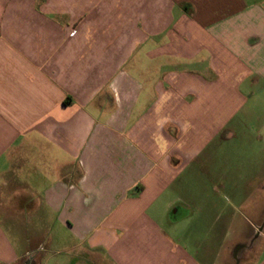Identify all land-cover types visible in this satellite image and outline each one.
<instances>
[{"label": "crops", "instance_id": "1", "mask_svg": "<svg viewBox=\"0 0 264 264\" xmlns=\"http://www.w3.org/2000/svg\"><path fill=\"white\" fill-rule=\"evenodd\" d=\"M261 91L264 0H0V264H264L262 137L235 206L166 198Z\"/></svg>", "mask_w": 264, "mask_h": 264}, {"label": "rangeland", "instance_id": "2", "mask_svg": "<svg viewBox=\"0 0 264 264\" xmlns=\"http://www.w3.org/2000/svg\"><path fill=\"white\" fill-rule=\"evenodd\" d=\"M136 53L137 55H139V51H137ZM133 64V60H130L125 64V67H127V69L134 74ZM141 78L145 80L142 82L143 84H146L148 93L147 96L144 97L145 99H140L139 106L143 107H140L139 109L137 108L135 113L132 114V122L135 121L138 116H140V111L145 108L144 106H146V104L150 103L152 97H150L151 91H149L152 87V80L145 79L146 76L144 77L143 75H141ZM248 105H253L257 108H260V110H263L262 114L260 113L258 115L261 118L259 121L254 118V115L251 119L254 127H256L257 129H237V136L233 139L223 140L219 137L216 138V140H212L207 145L208 147L205 148L207 152L212 153L215 157H219L220 161L225 158L224 168L223 166L220 167V163L217 162V159V161H213L212 163L206 161H204V163L202 161H200L199 163L194 162L192 167L185 169L179 175L176 182L173 184L174 188H169L166 194V198H171L172 196L176 195L179 198H184L183 200H186V198H188L190 199V202L197 205L201 204L204 200H207V197H210V200L212 202L216 201L222 205H226L227 207L235 206L236 204H238L243 195L242 190H240V186L244 178H235V176L237 175L235 163H237L239 159H243L241 163L242 165H244V170H242V172L248 173L251 165L249 159L257 156L256 159L258 160L262 155L260 153L262 142L261 140H259V138L262 137V141H264V91H261L260 95H257V97L255 98H249ZM247 164L249 165V167L246 166ZM203 169H205V171H209L211 176L207 177ZM218 169L219 171L224 170L226 175L228 176L227 180H225L224 182H218V179L214 177V174H216V172L218 173ZM208 186H218L217 193H207L205 189ZM168 219H170V216L168 217ZM194 228L196 229L195 234H198V230L202 227L197 226ZM229 237L231 238V236H228V238ZM48 250L49 249L47 244L45 246L43 245V249L39 252V256H46V263L57 264L58 261H65V255L60 254L59 256H52L49 254ZM38 262L39 261L36 260L35 264H37Z\"/></svg>", "mask_w": 264, "mask_h": 264}, {"label": "flooded vegetation", "instance_id": "3", "mask_svg": "<svg viewBox=\"0 0 264 264\" xmlns=\"http://www.w3.org/2000/svg\"><path fill=\"white\" fill-rule=\"evenodd\" d=\"M33 260L34 259L30 257V258L26 259L23 264H33Z\"/></svg>", "mask_w": 264, "mask_h": 264}, {"label": "trees", "instance_id": "4", "mask_svg": "<svg viewBox=\"0 0 264 264\" xmlns=\"http://www.w3.org/2000/svg\"><path fill=\"white\" fill-rule=\"evenodd\" d=\"M67 103V102H66Z\"/></svg>", "mask_w": 264, "mask_h": 264}]
</instances>
